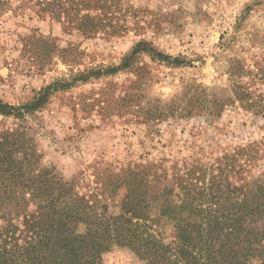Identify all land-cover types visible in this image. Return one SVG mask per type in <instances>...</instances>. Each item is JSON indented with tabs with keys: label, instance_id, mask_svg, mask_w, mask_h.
I'll list each match as a JSON object with an SVG mask.
<instances>
[{
	"label": "rangeland",
	"instance_id": "374dc122",
	"mask_svg": "<svg viewBox=\"0 0 264 264\" xmlns=\"http://www.w3.org/2000/svg\"><path fill=\"white\" fill-rule=\"evenodd\" d=\"M103 3L89 11L92 34L31 12L0 16V100L20 107L72 84L24 118L0 114V137L27 133L30 168L69 183V204L84 199L116 217L127 170L151 181L154 218L157 195L181 200V176L264 185V0ZM153 232L173 236L171 226ZM104 264L143 262L118 248Z\"/></svg>",
	"mask_w": 264,
	"mask_h": 264
},
{
	"label": "trees",
	"instance_id": "16d2710c",
	"mask_svg": "<svg viewBox=\"0 0 264 264\" xmlns=\"http://www.w3.org/2000/svg\"><path fill=\"white\" fill-rule=\"evenodd\" d=\"M103 2L0 0V16L31 12L92 34L99 28L89 11H106ZM71 86L56 84L20 107L0 100V114L24 118L45 103L51 90ZM8 136L0 137V264H104L118 248H129L143 264H264V185L259 180L231 190L221 183L193 185L181 176V200H170L171 193L157 195L162 204L154 218L151 181L143 171H123L117 183L126 195L116 217L84 199L69 204V183L59 179L56 187L52 170L30 168L23 145L32 141L29 135L22 133L19 143ZM165 226H171V239L153 232Z\"/></svg>",
	"mask_w": 264,
	"mask_h": 264
}]
</instances>
